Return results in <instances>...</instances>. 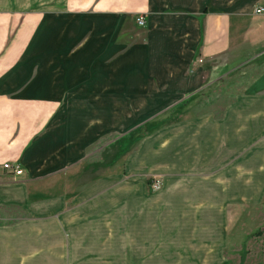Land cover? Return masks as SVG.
Wrapping results in <instances>:
<instances>
[{
  "label": "crops",
  "instance_id": "obj_1",
  "mask_svg": "<svg viewBox=\"0 0 264 264\" xmlns=\"http://www.w3.org/2000/svg\"><path fill=\"white\" fill-rule=\"evenodd\" d=\"M253 8L264 0H0V264L215 259L221 228L201 215L264 197V76L199 110L222 67L264 51ZM109 135L138 140L121 173H94Z\"/></svg>",
  "mask_w": 264,
  "mask_h": 264
},
{
  "label": "rangeland",
  "instance_id": "obj_2",
  "mask_svg": "<svg viewBox=\"0 0 264 264\" xmlns=\"http://www.w3.org/2000/svg\"><path fill=\"white\" fill-rule=\"evenodd\" d=\"M257 10L258 8H253L252 13L254 16L260 17L262 14H258ZM222 70L217 72L218 75L216 77H213V87L205 93L202 103L199 104L200 111L214 110L221 112L236 97L246 93L257 84L264 76V51H254L241 60L228 64L226 68L222 67ZM176 119L172 117L168 122L170 123ZM143 135L144 133H141V136ZM117 138H119L118 135H109L93 149L92 168L94 173L104 172L103 170L106 166H108L109 174L122 172V159L126 157V153L132 149L138 139L137 136H133V139L128 136L117 143ZM122 143H124V147L119 146L118 148L117 144L121 145ZM99 149L102 152L98 151ZM157 179L150 180L149 184V180L147 181L150 194L158 192L152 185L153 181ZM158 180H160L161 189L163 182L161 179ZM228 200V198H221L222 208ZM212 214L206 211L201 215L202 220L199 221L205 225H211L214 222L216 226L221 228L220 239L215 241L220 243L219 250L217 247L214 249L216 257L212 261L200 262L201 260H199L198 263H193V258L188 257L189 263L187 264H264V197L250 205L229 204L226 209V216L223 219L222 211L220 216L216 214L213 216ZM194 217L189 213L188 223L192 222ZM217 222L219 224H216ZM258 231H262V235H255ZM206 246H209V250H206L207 253H212L210 251L211 244H206ZM202 253L204 254L205 252ZM204 258L206 259L207 257L204 256ZM114 259L115 255L113 256L112 254L107 258L110 264H116Z\"/></svg>",
  "mask_w": 264,
  "mask_h": 264
},
{
  "label": "built area",
  "instance_id": "obj_3",
  "mask_svg": "<svg viewBox=\"0 0 264 264\" xmlns=\"http://www.w3.org/2000/svg\"><path fill=\"white\" fill-rule=\"evenodd\" d=\"M258 14H263L264 13V8H258V10L256 11ZM138 23L140 24V25H143V19H138ZM200 62H202V61H200ZM3 169H5L6 171H8V172H10V173H13V174H15V175H20L22 172H21V170L19 169V167L18 166H16V165H13L12 163H6V164H4V166H3ZM160 180H154L153 181V188L155 189V190H160Z\"/></svg>",
  "mask_w": 264,
  "mask_h": 264
},
{
  "label": "trees",
  "instance_id": "obj_4",
  "mask_svg": "<svg viewBox=\"0 0 264 264\" xmlns=\"http://www.w3.org/2000/svg\"><path fill=\"white\" fill-rule=\"evenodd\" d=\"M255 235H257V236H260V235H262V231H258V232H256V234Z\"/></svg>",
  "mask_w": 264,
  "mask_h": 264
}]
</instances>
